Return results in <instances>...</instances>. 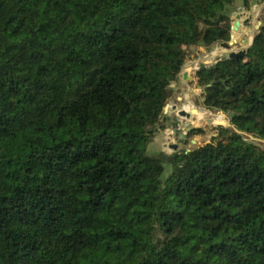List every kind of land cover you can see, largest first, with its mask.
<instances>
[{
  "label": "trees",
  "instance_id": "16d2710c",
  "mask_svg": "<svg viewBox=\"0 0 264 264\" xmlns=\"http://www.w3.org/2000/svg\"><path fill=\"white\" fill-rule=\"evenodd\" d=\"M235 1L0 0V264H264L263 23L195 72L237 130L147 153Z\"/></svg>",
  "mask_w": 264,
  "mask_h": 264
},
{
  "label": "rangeland",
  "instance_id": "374dc122",
  "mask_svg": "<svg viewBox=\"0 0 264 264\" xmlns=\"http://www.w3.org/2000/svg\"><path fill=\"white\" fill-rule=\"evenodd\" d=\"M241 8V10H239ZM243 14L246 18V28L239 36L237 31L231 30L233 34V39L230 38L229 41L232 42V49H246L251 41V38L257 31L259 26L258 22L263 23L264 21V0H248V8L244 7L243 0H236L231 11L230 19L231 25L234 26L235 22L239 21V26H241L240 14ZM239 18H238V17ZM237 19V20H236ZM236 37V40L234 41ZM227 55V50L221 47L220 43H216L209 48L202 47L200 45H195L189 48L188 57L184 63L181 73L179 74L178 81L171 85L172 87V97L169 99L168 104L170 108L164 114L163 117H168L171 115L170 120H163L167 129L172 128L171 133L173 136L168 137L166 128L157 132L154 139L149 143L147 147V153L151 156L162 159L164 155L171 154L179 149L191 150L195 147L201 146L210 141L212 136L217 135V131L213 128L215 125L214 121L224 120L227 122L228 127L236 129L234 125L230 123L229 117L221 111H206L203 105V91L202 88L197 84L195 78V72L199 68L200 63L208 62L206 64L210 65L215 62L218 58ZM179 98H182L181 100ZM172 106H176L177 109H173ZM184 109L190 113V117H182L178 114L179 109ZM221 113L223 115L222 119H218L217 115ZM178 121L180 125L176 123ZM205 121H210L205 122ZM201 127L203 132L199 135H192L188 133V127ZM244 136L246 133L241 132ZM250 135V134H249ZM245 140L258 144L264 149V141L254 136H244ZM177 144V149L174 150L170 148V145ZM164 174L167 176L172 171V166L165 162Z\"/></svg>",
  "mask_w": 264,
  "mask_h": 264
},
{
  "label": "water",
  "instance_id": "95a60500",
  "mask_svg": "<svg viewBox=\"0 0 264 264\" xmlns=\"http://www.w3.org/2000/svg\"><path fill=\"white\" fill-rule=\"evenodd\" d=\"M238 24H239V22L236 21V22H235V25L232 26V30H233V31H236V30H237V25H238ZM261 24H262V23L259 22V26H260ZM263 24H264V21H263ZM259 26L256 28L257 30H258ZM233 37H234L233 34H231V39H233ZM252 40H253V37L251 38V41H250L248 47L251 45ZM220 45H221V47H223L224 49L227 50V56H228L229 58H235V57L243 56V55L245 54V52H246V49H241V50H234V49H232V42H231V41H229V42H222V43H220ZM207 63H208V62L200 63V64H199V68H203V67H205ZM202 98H203V102H204V97H202ZM179 99L181 100L182 98H179ZM169 108H170V104H167V105L165 106V108H164V114H166V113L168 112ZM172 108H173V109H177L176 106H172ZM205 110H206V111H211V110H209V109L206 108V107H205ZM177 111H178V114H179L180 116H182V117H186V118H189V117H190V113H188L187 111H185L183 108H182V109H179V110H177ZM165 119H166V117H163V120H165ZM176 123H177L178 125H180V123H179L178 121H176ZM213 124H214V125H217V126L228 127L227 122H225L224 120H221V121H214ZM193 127H194V126H190V127H188V131H189L190 129H192ZM171 136H172V133H169V137H171ZM244 139H245V138H244ZM260 140H261V139H260ZM261 141H263V140H261ZM257 145H258V144H257ZM177 146H178L177 144H172V145H170V148L176 150V149H177ZM185 150H186V149H179L180 152H183V151H185Z\"/></svg>",
  "mask_w": 264,
  "mask_h": 264
},
{
  "label": "crops",
  "instance_id": "0c3cea01",
  "mask_svg": "<svg viewBox=\"0 0 264 264\" xmlns=\"http://www.w3.org/2000/svg\"><path fill=\"white\" fill-rule=\"evenodd\" d=\"M239 10H241V8L239 9ZM240 16H241V18H240V21H241V26H239V27H237L238 28V31H237V35H235V36H239L242 32H244L245 31V28H246V18L247 17H245L242 13L240 14ZM238 17V16H237ZM239 18V17H238ZM237 20V19H236ZM239 20V19H238ZM237 20V21H238ZM239 22V21H238ZM259 23V22H258ZM239 25V24H238ZM237 25V26H238ZM236 40V37H235V39H234V41ZM237 50H239V49H237ZM241 50V49H240ZM169 113H171L170 111H168ZM170 118H171V115L169 114V116L168 117H166V120H170ZM166 132L168 133V137H169V133H171V130H172V128H169V129H167V126H166ZM172 136H173V133H172ZM170 138V137H169Z\"/></svg>",
  "mask_w": 264,
  "mask_h": 264
},
{
  "label": "bare ground",
  "instance_id": "6f19581e",
  "mask_svg": "<svg viewBox=\"0 0 264 264\" xmlns=\"http://www.w3.org/2000/svg\"><path fill=\"white\" fill-rule=\"evenodd\" d=\"M217 117H218V119H222L223 115L221 113H218Z\"/></svg>",
  "mask_w": 264,
  "mask_h": 264
}]
</instances>
